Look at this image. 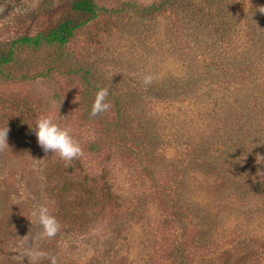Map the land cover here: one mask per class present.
Masks as SVG:
<instances>
[{"label": "rangeland", "instance_id": "obj_1", "mask_svg": "<svg viewBox=\"0 0 264 264\" xmlns=\"http://www.w3.org/2000/svg\"><path fill=\"white\" fill-rule=\"evenodd\" d=\"M71 1L0 0V49L15 51L0 69L4 264H173L181 247L190 264H264V0H95V15ZM64 19L81 26L62 46L12 43ZM98 86L110 107L91 116ZM41 115L70 129L78 157L41 149ZM74 161L110 170L118 207L47 237L38 208L53 214V170Z\"/></svg>", "mask_w": 264, "mask_h": 264}, {"label": "trees", "instance_id": "obj_2", "mask_svg": "<svg viewBox=\"0 0 264 264\" xmlns=\"http://www.w3.org/2000/svg\"><path fill=\"white\" fill-rule=\"evenodd\" d=\"M70 8L76 12L93 15L97 12L95 0H72ZM80 26V23H74L70 19H64L55 27L50 28L47 32L39 31L32 35L26 34L14 39L12 43L13 45L18 44L35 49L39 48L44 43L62 46L70 40L75 30ZM14 57L15 51L12 47L5 50V52H2L0 49V69L3 65L13 62ZM88 87H90L89 82ZM82 96L83 98L79 101L81 108H89V103L91 101L87 99V94H82ZM109 120L112 121L104 125V128L102 129V131L104 130L105 132V134L103 133V137H107L110 141H116L117 134L114 130L111 132L110 130L114 128V124H117L118 119L114 118ZM104 123L105 120L98 124L103 125ZM15 133H21V131L18 129ZM78 163L82 164L81 161H78ZM73 164H75V161L74 163L59 164L56 166L55 170H53L55 172L52 174L54 175V180L58 178L57 187L56 189L53 188L58 204L57 206L52 207V216H54L58 222L62 219L67 220L71 218L77 220L78 216L81 214L86 215V218H89L90 215H88V213H91L92 210H97V207H100V210L106 211V213L115 214L114 212L118 207V200L117 195L112 191V185L108 181L110 170L103 165L102 167H99V176L88 173L82 175L81 172L78 171L79 169L81 170V165L78 167ZM47 171L49 170H44L45 173ZM58 182H62L63 185H58ZM14 218V215H8L5 218L7 223L2 227V230H6L4 232L7 233L6 236H10L12 233L10 226H12V220H14ZM5 244L6 239H2L0 241V264H4ZM184 251L185 248L181 247L178 248L177 252H172V254L169 255L172 258L173 264H190L188 255H186Z\"/></svg>", "mask_w": 264, "mask_h": 264}, {"label": "clouds", "instance_id": "obj_3", "mask_svg": "<svg viewBox=\"0 0 264 264\" xmlns=\"http://www.w3.org/2000/svg\"><path fill=\"white\" fill-rule=\"evenodd\" d=\"M259 11L264 13V7H260ZM151 80L150 76L144 78V83L147 84ZM109 90L106 87H99L94 95L90 115L96 116L99 113L105 112L109 107L107 97ZM30 130L34 133L37 144L47 153L51 151L64 161H71L81 154V147L77 140L71 135L70 129L61 126L55 119L48 115H41L31 126ZM8 128H0V147L6 143ZM38 222L43 229V234L47 237H53L58 232L60 225L57 219L50 215L47 207L41 205L38 208ZM51 264H55L53 258Z\"/></svg>", "mask_w": 264, "mask_h": 264}]
</instances>
